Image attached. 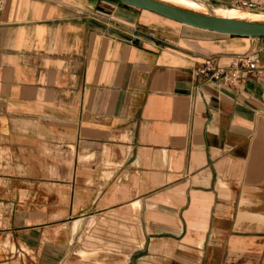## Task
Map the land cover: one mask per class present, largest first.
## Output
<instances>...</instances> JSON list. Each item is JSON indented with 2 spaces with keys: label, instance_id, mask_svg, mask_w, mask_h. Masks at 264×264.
I'll list each match as a JSON object with an SVG mask.
<instances>
[{
  "label": "crops",
  "instance_id": "crops-1",
  "mask_svg": "<svg viewBox=\"0 0 264 264\" xmlns=\"http://www.w3.org/2000/svg\"><path fill=\"white\" fill-rule=\"evenodd\" d=\"M246 54L259 68L236 88L199 75ZM111 217L138 229L120 264H264V38L117 0H5L0 264H100L81 241Z\"/></svg>",
  "mask_w": 264,
  "mask_h": 264
},
{
  "label": "water",
  "instance_id": "water-1",
  "mask_svg": "<svg viewBox=\"0 0 264 264\" xmlns=\"http://www.w3.org/2000/svg\"><path fill=\"white\" fill-rule=\"evenodd\" d=\"M131 7L147 10L195 28L226 35L264 38V22L197 13L158 0H117Z\"/></svg>",
  "mask_w": 264,
  "mask_h": 264
},
{
  "label": "rangeland",
  "instance_id": "rangeland-1",
  "mask_svg": "<svg viewBox=\"0 0 264 264\" xmlns=\"http://www.w3.org/2000/svg\"><path fill=\"white\" fill-rule=\"evenodd\" d=\"M207 11L208 10H203L201 12L202 14L209 15L210 12L208 11V13ZM135 227L136 225H134L133 223L129 224L123 221H117L116 218L111 217L108 220L104 219L99 221L97 225L92 229V231L88 235H86V237L81 242L86 248L89 249L90 254L97 252H106L102 256H99L100 264H102L103 262L120 264L122 262L121 260L119 261V259L121 258V252L123 251L122 248L124 244H128L132 247L138 245V229H136ZM106 236H114V238L107 240ZM109 252L114 253L115 255H110L108 254ZM124 259L127 260V257H124ZM84 260H86L88 264H97L95 257L92 255L84 258ZM262 260H264V256Z\"/></svg>",
  "mask_w": 264,
  "mask_h": 264
},
{
  "label": "built area",
  "instance_id": "built-area-1",
  "mask_svg": "<svg viewBox=\"0 0 264 264\" xmlns=\"http://www.w3.org/2000/svg\"><path fill=\"white\" fill-rule=\"evenodd\" d=\"M5 0H0V7ZM258 4L251 2H241L240 6L245 9H255ZM260 60L253 55H237L232 58L229 68H222L213 65L207 61L202 69L199 70V75L211 84H216L223 87L236 88L243 81L245 73L254 74L258 71Z\"/></svg>",
  "mask_w": 264,
  "mask_h": 264
},
{
  "label": "bare ground",
  "instance_id": "bare-ground-1",
  "mask_svg": "<svg viewBox=\"0 0 264 264\" xmlns=\"http://www.w3.org/2000/svg\"><path fill=\"white\" fill-rule=\"evenodd\" d=\"M158 1L170 4L178 8L193 11V12H201L203 10H208L209 12L211 11L196 0H158ZM212 12L213 13H210L209 15L213 14V15L220 16V17H228V18H235V19H242V20H249V21L264 22V13L251 11L249 9H240V8H231L228 10L213 9ZM185 26H189V25H185ZM189 27H192V26H189ZM192 28H195V27H192ZM196 29H199V28H196ZM200 30H203V29H200Z\"/></svg>",
  "mask_w": 264,
  "mask_h": 264
}]
</instances>
